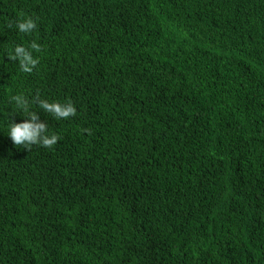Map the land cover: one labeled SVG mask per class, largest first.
<instances>
[{
    "label": "trees",
    "instance_id": "trees-1",
    "mask_svg": "<svg viewBox=\"0 0 264 264\" xmlns=\"http://www.w3.org/2000/svg\"><path fill=\"white\" fill-rule=\"evenodd\" d=\"M0 264H264V0H0Z\"/></svg>",
    "mask_w": 264,
    "mask_h": 264
},
{
    "label": "clouds",
    "instance_id": "clouds-1",
    "mask_svg": "<svg viewBox=\"0 0 264 264\" xmlns=\"http://www.w3.org/2000/svg\"><path fill=\"white\" fill-rule=\"evenodd\" d=\"M15 27L20 33L31 34L37 27V23L30 16H25L17 20ZM34 51H40V45L35 41L27 47L24 45L10 47L7 56L14 61H19L21 72L31 73L39 62L38 57L33 55ZM12 100L16 109L28 113L27 119L23 122H12L9 127L8 136L15 145L40 144L50 148L58 142V136L54 133L49 135L47 125L38 120L37 113L30 111L28 101L22 94L13 96ZM39 106L44 112L50 113L57 120L68 119L76 114V108L71 102L62 104L56 101L41 100Z\"/></svg>",
    "mask_w": 264,
    "mask_h": 264
}]
</instances>
